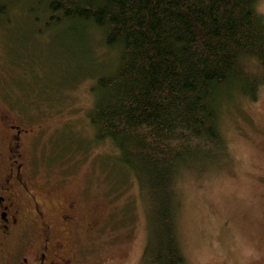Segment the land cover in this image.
Segmentation results:
<instances>
[{
  "label": "trees",
  "instance_id": "trees-1",
  "mask_svg": "<svg viewBox=\"0 0 264 264\" xmlns=\"http://www.w3.org/2000/svg\"><path fill=\"white\" fill-rule=\"evenodd\" d=\"M260 1L0 0V28L24 6L36 36L65 28L71 39L98 37L106 63L88 76L86 118L92 142L115 150L147 199L138 264H186L178 183L224 160L223 107L264 88Z\"/></svg>",
  "mask_w": 264,
  "mask_h": 264
},
{
  "label": "rangeland",
  "instance_id": "rangeland-1",
  "mask_svg": "<svg viewBox=\"0 0 264 264\" xmlns=\"http://www.w3.org/2000/svg\"><path fill=\"white\" fill-rule=\"evenodd\" d=\"M257 9L264 16V0ZM10 18L0 28V107L27 131L22 162L42 182L35 190L39 202L52 219L66 204L77 206L83 222L75 228L73 251L84 257L82 264H138L147 199L115 150L92 142L86 118L88 76L106 63L98 37L71 39L65 28L36 36L24 6ZM17 96H24L22 110ZM220 128L224 160L178 183L182 253L186 264H264V88L256 101L227 103Z\"/></svg>",
  "mask_w": 264,
  "mask_h": 264
},
{
  "label": "flooded vegetation",
  "instance_id": "flooded-vegetation-1",
  "mask_svg": "<svg viewBox=\"0 0 264 264\" xmlns=\"http://www.w3.org/2000/svg\"><path fill=\"white\" fill-rule=\"evenodd\" d=\"M23 127L0 107V264H82L84 257L73 251L75 228L83 222L77 206L66 204L56 219L46 215L48 205L35 192L42 182L22 162L28 137ZM95 224L88 223L90 229Z\"/></svg>",
  "mask_w": 264,
  "mask_h": 264
}]
</instances>
